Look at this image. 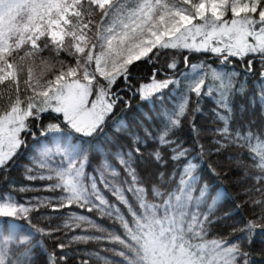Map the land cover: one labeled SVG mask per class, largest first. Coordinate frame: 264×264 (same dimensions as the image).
<instances>
[{
	"label": "snow or ice",
	"instance_id": "6c2138e0",
	"mask_svg": "<svg viewBox=\"0 0 264 264\" xmlns=\"http://www.w3.org/2000/svg\"><path fill=\"white\" fill-rule=\"evenodd\" d=\"M168 52L184 54L183 68L175 55L157 66ZM141 62L153 66L150 82L134 86ZM257 62L251 103L264 115V0H0V178L24 155V180L47 181L39 189L52 193L15 195L33 183L0 192V264H112L66 251L90 240L119 246L107 249L118 264H257L264 248L249 249L257 237L264 245V130L232 127ZM206 99L215 107L202 127ZM246 146L254 184L235 208L254 216L233 227L235 240L207 239L234 213L216 215L227 194L201 158ZM148 164L146 183L138 169ZM93 212L117 227L83 214ZM76 229L98 234L68 235ZM45 238L58 241L52 250Z\"/></svg>",
	"mask_w": 264,
	"mask_h": 264
},
{
	"label": "trees",
	"instance_id": "16d2710c",
	"mask_svg": "<svg viewBox=\"0 0 264 264\" xmlns=\"http://www.w3.org/2000/svg\"><path fill=\"white\" fill-rule=\"evenodd\" d=\"M175 55L176 59L180 62L181 68H183V53H172L168 52L166 54H162L157 59V66L161 69H164L166 67L167 62L169 61L170 57ZM191 59V58H190ZM199 59H204V57H199L196 60H192L191 62L197 63ZM214 67L217 65H213ZM237 69H240V65H235ZM136 67V71L133 73L132 78V84L134 86H139V84L142 83H148L150 82V76H151V68L152 65L145 64L141 62ZM255 73L248 76L247 80L248 83L246 85L247 92L243 97L237 96L235 98V102L233 105L234 108V120L232 123V127H236L237 125L243 126L244 124H247L249 121H254L255 123L252 125V128L254 131H260L264 130V115H262V109H261V102L259 99L255 100V106L253 107L251 100L256 97V91H257V81L259 80V63L257 62L255 64ZM159 78V77H158ZM118 84L120 82L118 81ZM183 81L181 82V89H183ZM120 87H125L123 84H120ZM179 95V93H177ZM175 99V97H173ZM133 101V110H135V106L137 103H139L138 97H132ZM240 105H244L245 111L242 115H240ZM170 107V105H169ZM215 107V105L212 103L211 100L206 99L204 101V111L206 115L204 116H197V123L200 124L202 127H208L210 126L209 121L211 120V112L209 111L211 108ZM128 110H125L121 113V115H127ZM43 123H47V121H43ZM37 138H39V132L37 131ZM207 139L205 138L204 143H207ZM32 138L29 137V146L32 144ZM252 144H256V140L254 139L252 141ZM23 153H26L27 150H22ZM254 155V154H253ZM231 157V158H229ZM250 152L249 148L246 146L245 148H238V147H231L227 150L222 151L220 154L216 155H204L201 158V164L205 165V172L208 173V169H215V171L219 174L217 177H214V182L216 185L219 186L220 190L226 191L228 202L220 208L216 215L217 216H223L225 211H229L234 213L230 218L218 220L216 223L209 226V233L208 236L211 239L214 238H227L230 240H235L240 233H236L233 235H229L232 233L233 227L237 226L238 224H242L246 218H252L254 216V210L247 205L242 206L239 210L235 208V203H241L242 200L245 198L243 196V190L246 186H252L254 184V181L250 179L249 177L254 174L255 170L251 168L253 161L249 158ZM24 160V155H20L18 160ZM156 170V166L154 164H148L147 166L142 165L138 171L140 172L141 176L145 179L147 182H154L155 181V175L154 172ZM245 172L248 173V176H245ZM22 170L20 166L14 165L9 172L6 174H3V178H0V192H6L10 188L17 187L21 184H27V183H34L24 180L23 176L21 175ZM210 176L211 173H208ZM38 184L46 183L47 181H35ZM166 187L161 186V191H166ZM44 193L45 191L38 190V189H32L27 192H20L16 191L15 195L18 198L23 199V196L28 195H34L38 193ZM48 193V192H47ZM109 200L113 201L114 198L109 194ZM156 202H158V198H156ZM79 210V209H74ZM257 212L259 209L256 210ZM50 214H54L49 212ZM91 214V213H89ZM58 241L55 240H44L45 247L49 250H52L54 245ZM82 245V244H81ZM80 245V246H81ZM86 247H93V244L85 243L83 244ZM78 246V245H76ZM242 247H247L246 244H242ZM72 249H74L73 246H71ZM262 248H264V245H261L259 242V237L254 241L253 247L249 249L253 253H260ZM98 249V248H96ZM57 252H59V249H56ZM254 259L256 260L257 264H264V256H254ZM70 264H75V262H70ZM89 264H99L97 260L95 259H89Z\"/></svg>",
	"mask_w": 264,
	"mask_h": 264
},
{
	"label": "rangeland",
	"instance_id": "374dc122",
	"mask_svg": "<svg viewBox=\"0 0 264 264\" xmlns=\"http://www.w3.org/2000/svg\"><path fill=\"white\" fill-rule=\"evenodd\" d=\"M183 83H184V81H183ZM18 160V159H17ZM16 160V161H17ZM29 162H28V160H26V161H24V160H19L17 163H15L17 166L19 165L20 166V168H21V170H22V173H21V175L24 177V170H23V166L24 165H26V164H28ZM46 183H48V182H46ZM46 183H42V184H46ZM36 187H34L33 189H38V190H40L39 189V186L40 185H42V184H38L37 182H34L33 183ZM44 195H52V193H47V192H44V193H38V194H34V195H28V196H23V199H25V198H28V197H35V196H44ZM108 198H109V196H108ZM21 199V198H20ZM129 199L130 200H133L134 198L133 197H131V196H129ZM111 201V200H110ZM111 202H113V203H115L116 201L115 200H113V201H111ZM74 210V209H73ZM123 210V209H122ZM65 212L66 211H68L67 209H65L64 210ZM74 211H77V212H80V210H74ZM83 214H86V215H88V216H90V217H92V218H96L97 219V223H100V224H103L104 225V227H106V228H109V229H112V228H116L117 227V225L116 224H114L112 221H110L109 219H107V218H104V219H99V218H97V214L95 213V212H93V213H91V214H89V213H83ZM49 215H53V216H55V215H60L59 213H54V214H50L49 213ZM59 222V221H58ZM40 226H43V223H41L40 224ZM208 233H209V231H208ZM84 235V234H93V235H95V234H98V233H95L93 230H91V229H89V232L88 233H84V232H82L80 229H76V231H75V233H72V232H69V236H71V235ZM59 235V234H58ZM207 239H211L209 236L207 237ZM61 240H66V237H64V236H62L61 235ZM87 243H89V244H93L92 246L93 247H86V246H84L83 244H85V243H73L71 246H73L74 247V249H79L80 250V256L82 257V258H87V257H85L84 256V251L86 250L87 252H89V253H99L100 254V256L101 257H106V258H108L111 262H112V264H118V261L121 259L120 257H118V256H115L112 252H110V251H107V249H109V248H112V247H119V246H114V245H111V244H108V243H106V242H103V241H92V240H90V241H88ZM82 244V245H81ZM76 245H78V246H76ZM81 245V246H80ZM96 248H98V249H96ZM70 250H73L72 248H70V249H66V251H70ZM17 255H19V254H17ZM91 259H95V260H97L94 256L91 258ZM98 261V263L99 264H104V260L103 259H101V260H97Z\"/></svg>",
	"mask_w": 264,
	"mask_h": 264
}]
</instances>
